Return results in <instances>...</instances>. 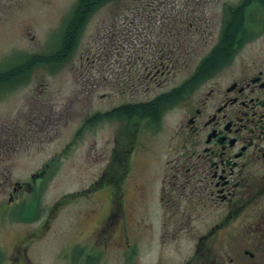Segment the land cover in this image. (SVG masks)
<instances>
[{"label": "rangeland", "instance_id": "rangeland-1", "mask_svg": "<svg viewBox=\"0 0 264 264\" xmlns=\"http://www.w3.org/2000/svg\"><path fill=\"white\" fill-rule=\"evenodd\" d=\"M14 2L23 9L11 11L0 26L1 64L11 65L35 54L47 56L56 50L57 45L44 44L78 0H11ZM239 2L116 0L106 4L91 17L68 62L58 68L36 67L25 85L0 100V125L6 131L0 138L5 152L0 157V264H69L66 247L80 240L90 247H105L104 264H133L122 253L121 242H107L109 235L114 238L120 233L125 241L128 234L131 238L135 264H164L187 257L190 238H181L176 246L164 244L161 212L152 218L153 227H148L150 192L155 190L159 197L166 166L169 170V163L181 161V153L175 151L183 141L177 137L182 121L176 113L166 115L159 131L142 133L138 139L133 171L124 181L127 208L134 213L127 233L122 222L116 233L114 226L101 233L109 205L107 190L74 198L39 238L29 239L40 227L36 216L35 221L25 222L15 213L22 210L24 217L26 210H35L36 198L42 195L46 215L60 198L91 188L114 156L120 124L104 120L88 128L84 126L87 120L121 104L153 99L180 85L219 40L225 6ZM61 33L57 32L59 40ZM253 47L252 53L264 54V34ZM161 54L166 56L165 65L167 57L173 60L175 71L158 67L154 69L158 74L147 85L138 70H144L146 58ZM133 85L137 89L130 88ZM46 163L51 164L48 178L35 186L33 198L32 193H23L10 206L13 183L31 181ZM184 206L187 210L191 205L186 201ZM177 247H182L183 256L175 252Z\"/></svg>", "mask_w": 264, "mask_h": 264}, {"label": "flooded vegetation", "instance_id": "flooded-vegetation-1", "mask_svg": "<svg viewBox=\"0 0 264 264\" xmlns=\"http://www.w3.org/2000/svg\"><path fill=\"white\" fill-rule=\"evenodd\" d=\"M22 9L19 2L0 0V26L7 22L11 11ZM65 22L58 30L51 32L44 45L58 46L61 37L59 40L57 32L63 31ZM255 34L256 37H248L235 56L227 60L212 77L198 83L192 93L184 96L177 106L166 113L158 128L153 124L148 128L146 122L141 120H117L120 129L114 156L98 181L91 188L60 198L47 209L46 215L41 208L42 195L38 196L34 216L40 227L36 235L29 239L46 234L55 217L72 204L74 198H88L91 192L98 190H107L109 197L101 233H108L112 226L116 233L120 222L124 223L123 232L127 233L128 222L134 221V213L127 208L124 181L133 171L138 139L142 133L159 131L166 115L176 113L182 121L177 137L183 141L180 149L175 151L181 153V161L169 163V170L166 166L164 189L159 197L155 190H151L153 201L148 227H153L152 218L161 212L164 244L176 243V246L181 238L187 237L191 239V246L187 257L164 264H264V54L251 51L264 34V29L255 31ZM31 57L41 60L42 55ZM165 58V55L146 58L144 70H138V74H143L147 85L148 80L158 74L154 73V69H175L174 65L164 64ZM24 64L25 57L23 60L18 58L11 65L9 62L0 63V100L10 91L26 84L33 71L29 75L20 70L11 71V68ZM136 86L130 88L137 89ZM147 101L125 103L119 107ZM2 126L0 138L6 132ZM70 147L71 144L67 145L66 153ZM0 153V157H3L5 152L0 148ZM50 168L51 164L46 163L38 173L33 174L31 181L13 183L10 206L16 200L20 201L23 193L34 192L39 181L48 178ZM31 196L33 198L34 194ZM186 201L191 205L187 210L188 206H184ZM182 210L185 215L181 214ZM19 213L24 212L20 210ZM121 234L114 238L109 235L107 242L112 245L121 242L122 253L135 264L136 251L130 243L131 238L128 234L125 241ZM66 248L69 264L105 262L106 249L103 246L90 247L80 240ZM177 250L175 252L183 256L182 247H177Z\"/></svg>", "mask_w": 264, "mask_h": 264}, {"label": "trees", "instance_id": "trees-1", "mask_svg": "<svg viewBox=\"0 0 264 264\" xmlns=\"http://www.w3.org/2000/svg\"><path fill=\"white\" fill-rule=\"evenodd\" d=\"M114 1L116 0H78L65 22L61 33V41L56 50L47 56H42L41 60L35 59V57L25 58L24 65L13 67L11 71L20 70L29 75L38 66L52 68L63 66L75 54L91 17L98 9ZM263 18L264 0H240L237 5H226L219 40L208 55L200 61L190 77L170 91L163 92L147 102L123 105L104 114H97L88 120L84 126L90 128L104 120H126L128 122L141 120L146 122L148 128L153 127L152 124L158 128L161 118L177 106L184 96L192 93L198 83L212 77L227 60L234 57L239 47L248 37H256L255 31L264 29ZM169 59L167 65L171 66L174 63L170 57ZM168 71L173 72L175 70H172L171 67ZM25 212L27 214L24 217L21 213H15V215L21 221H35L34 210L28 209Z\"/></svg>", "mask_w": 264, "mask_h": 264}]
</instances>
